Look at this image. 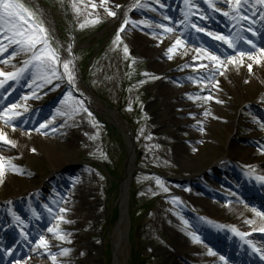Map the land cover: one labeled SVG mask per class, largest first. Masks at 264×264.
I'll list each match as a JSON object with an SVG mask.
<instances>
[{"label":"rangeland","instance_id":"374dc122","mask_svg":"<svg viewBox=\"0 0 264 264\" xmlns=\"http://www.w3.org/2000/svg\"><path fill=\"white\" fill-rule=\"evenodd\" d=\"M35 1L49 15L51 27L34 9L31 0H20L35 14L36 21L43 23L50 46L59 57V61L51 67L55 68L60 78L48 79L46 74L38 72L35 62L26 66L28 84L41 79L40 86L44 92L38 94V89L29 88L26 94L34 93L37 97L19 105L18 111L7 110L9 114L15 115L7 125L3 119H0V124L23 133L47 132V138L56 142L48 147L49 151L64 157L65 164L51 165L47 148L38 140L26 139L20 134L6 135L16 146L0 142V157L4 158L5 165L0 182V204L10 205L7 210L10 216H7L2 228L12 227L8 230H12L13 234L17 230L23 236L28 233L29 239L33 235L32 240L35 241L29 240L31 246H35L45 233L43 237L50 243L47 248L40 250H49V256L44 254L42 259L55 256L53 264H130L129 255L132 253L138 264L141 261L142 264H162L161 244L170 237L179 236L189 241L187 236L195 235L196 240L201 242L204 235L208 236L206 229L211 227L212 218L192 207L189 202L177 200L176 186L190 188L186 182L202 186L208 178L206 172L222 180L220 174L223 169L217 168V163L223 162L225 155L216 161L205 147L226 149L228 142L221 134L207 140L201 136L202 142L185 141L190 139L191 132L204 131L198 124L201 118L197 113L200 110L210 112L213 104L204 99L210 93L207 94L203 88L207 84L205 78H208V74L197 65L203 57L197 52L199 47L186 41L185 31H196L198 35L195 39L198 42H210L214 50L210 55L219 57L222 54L223 58L231 56L237 62L241 57L236 56V51H243L245 44L238 37L241 33L244 38L249 37L253 30L247 26L237 30L232 24L231 28H224V36L234 42L235 48L209 38L205 31L216 24L220 25L222 12H229L227 17L222 15L229 22L239 16L246 17L243 20L247 22L251 19L246 13L235 16L232 11L235 0L232 8H229L227 0H129L126 9L127 5H113L109 0ZM209 3L217 10L213 11ZM244 4L254 10L255 5L258 6L257 0H244ZM109 11L115 15L109 16ZM206 11L212 15H207ZM171 15L185 22V28L176 31L173 37H158L156 45L148 51L137 49L126 35L129 33L133 36L138 32L157 38L153 32L134 30L131 17L148 20L146 28H150L157 21L165 25L162 17ZM93 20L99 22L90 23ZM28 23L21 27L28 28ZM82 24L83 28L80 27ZM197 27L201 31L198 32ZM0 33L6 41L5 48L0 50V60L19 55L21 46L14 42L19 37L12 36L6 23L0 24ZM56 37L63 39L69 48L71 69L73 72L78 71L82 86L95 96L97 103L94 107L71 86L64 74L63 63L68 61L60 46L57 47ZM177 39L182 43L169 53L168 49ZM191 47H194L192 52L187 50ZM263 47L264 44L260 48ZM41 48L43 44L37 45L36 51ZM152 54H155L156 59L152 58ZM17 62L20 61H11L2 69H7L9 74L16 73L17 68H23ZM253 64L255 62L251 65L253 72L257 73V65ZM169 76H176L178 80L170 79ZM163 86L174 89L186 86L198 88L199 93H189V101L199 99L200 105L179 108L177 99L168 97L164 92L159 93L158 88ZM226 86L232 88L231 84ZM223 88L218 85L211 90L216 95L222 94L225 103L230 102L229 90ZM189 101L180 100L181 103ZM9 105L12 104L7 101V97L0 95V112ZM189 111H194V114L187 115ZM55 112L62 114L60 120L54 116ZM232 112L230 115L234 120L223 124L228 128V134L231 133L230 138L241 140L235 130L238 109ZM181 120L190 124L183 127L180 125ZM51 121L54 123L45 124ZM42 124L44 128H40ZM60 128L63 129L64 138L57 137L56 131ZM128 137L132 139L134 163L133 173L124 190L123 181L130 150ZM256 138L264 146L262 123L256 129ZM256 161L255 166L264 162V155L261 154ZM9 165L15 166L17 171L13 172ZM230 166L227 163L225 168ZM239 182L240 179H236L229 188L225 185L221 188L225 194L231 191L244 202H253V192L238 195L235 186ZM123 193H126L125 206L119 204ZM224 193L219 190L209 199L218 204H227L230 197L227 194L225 197ZM19 198L38 202L22 204L15 201ZM59 209L65 211L61 213ZM120 212L125 215L119 227L121 236L116 233ZM49 228L53 231L49 232ZM57 235H63L64 240L58 239ZM214 238L218 243L219 238ZM261 240L264 243V239ZM65 251L67 255L63 254ZM231 251L235 253L234 249ZM22 260L23 257L11 260L8 264H19Z\"/></svg>","mask_w":264,"mask_h":264},{"label":"bare ground","instance_id":"6f19581e","mask_svg":"<svg viewBox=\"0 0 264 264\" xmlns=\"http://www.w3.org/2000/svg\"><path fill=\"white\" fill-rule=\"evenodd\" d=\"M108 2L113 5L123 4L125 6L128 4L129 0H109ZM35 6L36 9L41 12L44 18H48L46 12L44 13L43 10L41 11L39 4H35ZM126 8H128V5L127 7H125V9ZM205 13L207 15H212L208 11H206ZM162 19L165 25H161L160 22L158 23L156 19H153L154 21H157V24L151 26L150 28H146L148 27V20H144L143 18L137 16L131 17V24L134 27V30L138 31L139 29H141L143 32L145 31V33L147 32L150 34L153 32V34L157 35V38L147 36L138 32L133 36H131L129 33H127L126 35L133 41L137 49L141 48L145 51H148V49L150 50L153 45H156L157 41L159 40L158 37H162L163 35L173 37V34L176 33V31H183L186 26V23L181 22V19L178 16H165V18L162 17ZM157 25H160V27H158ZM164 27L171 28L172 31L166 33L163 31ZM256 27L258 29H264V24L259 23L256 25ZM218 28L219 27L217 26L216 29ZM224 32L225 31H223L222 34ZM205 34L211 39L213 38L210 34L219 35L217 34V32H205ZM185 35L186 41L193 42V45L195 47H199L200 49L199 55H201L203 58L201 59V62H198L197 65L199 66V69L207 72L208 74V78H205L207 79V84H205L203 88L207 92V94L208 92H210L206 97H210L208 100L213 102L210 112H204L203 110H200L199 113H197L199 118H201V122H198V124L203 127L202 130L204 131H202L201 133L191 132L189 134L190 139L185 141L202 142L201 136H204L207 140L208 138L217 136V134H221L228 142V147L226 149H222L221 147H218L217 149H210L209 147H205L210 153L211 158L215 159L216 161L220 157H223L225 155V160H223V162L221 163H217V168L223 169L220 174L223 177L222 180L217 175L208 174L206 172L205 174L208 178L204 181L202 186H198L193 182L185 183L186 186H190V188H178L179 186H176V195L178 197L177 200L183 203L184 201L189 202L192 207H196L205 215L210 216L209 218H212L210 224L211 227L206 229V233L208 236L206 237V235H204L203 240H201V242H204L205 244L198 242L195 235L187 236L189 238V241H185L179 236H172L169 238V240L161 244V247L163 249L162 264H231L229 257H233L236 260L239 256H246L247 260L252 264H262L261 256L258 253H264V244L262 241H260V239H264V232L260 231V228L264 227V221H262L258 216L255 215L253 209L263 212L264 207L258 209L257 206L259 204L249 206L242 202L240 198L231 191L226 193L230 197V202L227 204H218L210 200L209 197L211 195H216L219 190L224 193V190L221 187L225 185V187L229 188L231 186L230 183L232 182L233 184L234 180L236 179H240V182L236 184L235 190H238L240 188V185L243 181H246V183H253L255 186L254 188L264 189L263 183L257 179V177H264V162H262L261 164H256V166L254 165V163L257 162L256 159L262 154V150H264V146H262L260 141L256 138V129L258 128L259 124L264 121V57H261L259 53L256 52V49L254 50V48L249 47V49L254 50L252 53L258 60H260L259 64H253L257 65L258 68L257 73H254L252 68L251 71H249L248 68V65H252L253 61L248 60L246 56L238 59L239 61L237 62L233 60L234 63H229L228 57L220 58V56H223L222 54L218 57L217 61L209 60L207 56H205V52L210 55V52H212L213 50V45L210 42H198L195 39V36L197 34L191 29L186 30ZM5 42L6 41L4 40V38L0 36V50L5 48L3 47L5 45ZM65 46L66 45H63L61 48L62 53L67 61H71L70 50L64 48ZM19 49L21 50H19V55L13 56L8 60H0V72L5 73L6 76H10V74L6 71L7 69L3 70L2 67H6V65L11 61H20L17 63L21 64L24 69L26 66L29 67L31 65L27 63L28 61H32L33 59V57L31 56V52L24 50L21 47H19ZM187 50L192 52L194 50V47H191ZM152 58L156 59L155 54H152ZM212 63L213 66H211ZM23 68H17L16 73H20V70ZM26 74L27 72L25 69V71L16 78L6 79L5 76H0V85H3L2 87H0V93H3L7 97V101L12 104L11 106L9 105L7 109L3 110V112L7 110L18 111L19 105L27 103L28 100L34 99V97L36 96L34 93L26 94V91L29 88L38 89V94H42L44 92L42 87L40 86L41 79H35L28 84V81L26 80ZM46 75L48 79L53 78V76L50 75V71ZM73 76L74 82L71 84V86L74 87L75 90H77L80 94L82 93L81 96L84 98V100L94 107L97 103L96 98L95 96L90 94L84 86H81L82 84H80L78 71H74ZM168 78L178 80L176 76H169ZM53 81L54 80H52V82ZM228 84L232 85L231 89L227 88L226 85ZM218 85L222 86V88L224 87L225 90H229V94L231 96L230 102L225 103L224 96L222 94L218 93L216 95L215 92L211 90L212 88H217ZM158 91L159 93L164 92L168 97L172 96L173 98L177 99L179 102V108H183L185 106L198 107L201 102L199 101V99L189 101V93L192 94L193 92H200V90L195 87L190 88V86H186L181 89H174L169 86H163L158 88ZM40 96L42 97V95ZM37 100L38 99H36V101ZM180 100H187L189 102L181 103ZM14 104L16 106L15 108L13 107ZM235 109H238L239 112L237 118L235 119V130L236 134L240 137L241 140H234L230 138L229 134L231 133L228 134V128L225 126V124H223L224 122L230 123L234 120L230 113H233L232 111H234ZM229 111L231 112L229 113ZM186 114L192 116L194 114V111H189ZM54 116L57 118V120H60L62 114L59 112H55ZM109 116L111 119H114L112 115ZM181 121L182 123L180 125L183 127L190 124L186 120ZM51 123L54 122L51 121L45 124L49 125ZM22 127L23 126H19V128ZM0 131H2L5 135L20 134L23 138L38 140L42 142L47 148V153H49L48 157L51 165L54 166L61 163L63 165L65 164L64 157L56 156L55 154H52L51 151H49L48 147L56 144V142L51 138H47V135H49L47 132H43L42 134H37L36 132L33 134L23 133L9 127H3L1 124ZM62 131V128L56 131L57 137H65V134ZM124 135L126 136V133H124ZM177 148H179V146H177ZM133 163V155L130 152L127 159L125 182L123 184L124 190H126V184L128 183L133 173ZM227 163H229L231 166L226 169L225 165ZM250 168H253L254 171L249 170ZM68 194L69 193H65V195ZM226 194L224 193L225 197H227ZM28 198L29 197H25V199ZM32 199H35V197H32ZM15 201L22 204L38 202L36 200H30L28 202L27 200L20 198ZM125 202L126 193H123L119 200V204L125 206ZM9 207L10 205H6L5 203L0 204V210H3L5 212H7ZM120 213L121 214L118 222L119 226L116 230V233H119L121 236L119 227L123 222L125 215L124 212ZM246 221H249L251 223H246ZM232 229H235L236 233L243 235L244 238L241 239V235H237L232 231ZM35 231L36 229L34 230V232ZM256 233L260 234V236ZM44 235L45 233L42 234V236ZM32 236L33 235L30 236V240L34 242V240H32ZM214 236L219 238V244L214 242V239H216H213ZM44 239L47 245H49L50 241H48L45 237ZM211 239H213V241ZM229 247H233L237 251V253L233 254V256L229 255ZM40 248L44 247H37L35 245L30 250H24L22 254L24 258L20 264H53L54 261L51 259V257H45V259H42V255L44 254H47L49 256V250L42 252ZM253 248H255L257 251H253ZM209 250L215 253V255H209ZM220 250H225L227 261L223 257L216 255L217 251ZM18 253L19 255H21L20 250ZM0 254V263L2 264L8 263L9 261H11L10 259H18V255L15 253L11 254L10 259L8 255H2V252H0ZM129 256L131 261L133 256Z\"/></svg>","mask_w":264,"mask_h":264},{"label":"snow or ice","instance_id":"6c2138e0","mask_svg":"<svg viewBox=\"0 0 264 264\" xmlns=\"http://www.w3.org/2000/svg\"><path fill=\"white\" fill-rule=\"evenodd\" d=\"M103 2V0H102ZM205 2H208V0H205ZM229 8H232L233 0H227ZM257 2L260 5H264V0H257ZM235 8H232V11L234 12H239V9L241 7V0H235ZM75 7V6H74ZM209 7H213L211 3H209ZM217 9L213 7V11H216ZM107 11V9H106ZM224 16H229V12H222L221 13ZM109 16H114L115 13L113 12H108ZM240 19H247L246 17H239ZM203 19V17H201ZM19 22V23H17ZM31 22V23H28ZM99 21L93 20L90 21L92 24H96ZM6 23L8 25V30L12 32L13 37H19V39H15L14 42L16 44H19L22 49H26L27 51L32 52V61H28V64H32L35 62V67L37 68L38 72L41 74H47L50 71V75L53 77H56L59 79L60 77L57 75V72L55 68L51 67V65H55L59 61V57L56 54V51L50 46V39L47 34V31L43 25L42 22H37L35 18V14L25 6L24 3L20 2V0H0V24ZM28 23V28H22L21 25ZM125 23H128V21H125ZM160 27V25H157ZM81 28L84 27V25H80ZM29 29H31L29 31ZM123 26L121 27V31H123ZM196 30L199 32L201 29L199 27L196 28ZM164 32H171L172 29L168 27H164L163 29ZM245 31H248L245 29ZM2 34V33H0ZM208 34V33H206ZM255 35V33H252ZM212 35V38L215 40L222 41L225 45H227L229 48H235L234 42L229 39L228 37L222 36V35H215V34H210ZM182 41L180 39H177L175 43L168 49V52L171 53L173 49L177 48ZM245 44H248L250 48L256 49V52L259 53L261 57H264V48H257L255 44H253L251 41L245 39L244 40ZM43 44V48H41L39 51H36L37 45ZM200 49H197V52H199ZM125 52L127 53V48H125ZM205 56L209 60L212 61H217L218 57L215 55H209L207 52H205ZM236 56H239L241 58L247 57L248 60H252L253 62L259 64L260 60L256 58V56L253 53L250 52H242V51H236ZM169 59H171V56H169ZM47 62H51L50 64ZM228 62L229 63H234L232 57H228ZM71 61L63 63V68H64V74L67 76L69 83L72 84L74 82V76H73V71L70 68ZM217 66V65H214ZM249 71H251V64L248 65ZM25 71V69H21L20 73H12L10 76H6L5 73L0 72V76H5V78H16L20 74H22ZM45 78L46 75H45ZM3 85H0L2 87ZM210 97H205L204 99H209ZM15 108L16 106L13 105ZM15 114H9V112H0V119H3L5 124L7 125L12 119ZM41 128H44L45 125H41ZM0 142H2L5 145H10L11 147H15V143L11 140H9L6 135L0 131ZM262 154H264V150H262ZM4 158L0 157V182H2V177L4 173V163H3ZM9 168L13 171L16 172L17 169L13 165H9ZM254 171V169H253ZM257 179L264 183V177H257ZM159 183V182H158ZM178 203V201H177ZM61 213H63L65 210L60 209ZM254 213L256 216H258L262 221H264V212L262 211H256L253 209ZM246 223H251L249 221H246ZM49 232H52L53 230L51 228L48 229ZM234 233H236L235 229H232ZM261 232H264V227L260 228ZM237 235H241L239 233H236ZM57 238L60 240H64L63 235H57ZM243 235H241V239H243ZM70 243V241H68ZM36 246L37 247H44L47 248L48 245L44 239L43 236L40 237L38 241H36ZM253 251H257L255 248H253ZM64 255H67V252L65 251L63 253ZM261 256V259H264V253H258ZM209 255H215V253L211 252L209 250ZM51 259L55 262L56 257L51 256Z\"/></svg>","mask_w":264,"mask_h":264}]
</instances>
